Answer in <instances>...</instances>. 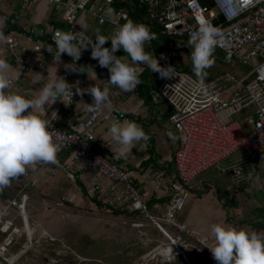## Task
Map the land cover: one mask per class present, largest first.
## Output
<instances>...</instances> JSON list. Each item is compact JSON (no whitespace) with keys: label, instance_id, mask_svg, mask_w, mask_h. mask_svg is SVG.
<instances>
[{"label":"built area","instance_id":"built-area-1","mask_svg":"<svg viewBox=\"0 0 264 264\" xmlns=\"http://www.w3.org/2000/svg\"><path fill=\"white\" fill-rule=\"evenodd\" d=\"M7 1L18 2V15L45 3L53 8L60 22L68 25L64 30L50 25L42 33H37L33 26L19 32L0 31V58L15 64L22 74L34 69L45 70L44 56L53 57L57 52L52 40L55 32H73L79 36L84 18L104 30L99 34L109 38L129 19L146 25L153 34L156 28L163 36L161 40L156 37L146 43L144 50L154 56L153 43L159 42L165 55L159 62L161 67L171 65L177 72L172 79H162L159 73H152L158 79L154 90L169 109L163 126L168 125L177 134L178 145L172 154L174 174L166 180V186L162 184L167 187L168 198L152 204L157 212H151L144 193L135 184L134 170L121 164V156L113 148L115 143L111 136L105 138L97 134L104 123L132 119L122 105L129 92L110 83L109 70L91 58V46L82 50L78 61H73L67 54L61 56L66 58V66H84L85 72H72L65 67L56 74L73 85L72 100L65 99L63 103L71 125L60 124L57 117H53L48 130L60 147L56 162L40 163L36 167L47 171L60 167L65 175L78 179L83 194L96 199L107 212H128L134 227H142L147 221L156 227L164 239L139 257L141 261L137 264H166L176 259L181 264H189L188 249L202 256L207 264H216L207 248L211 245L206 237L179 221L177 214L194 190L196 178L210 168L228 174L237 185L260 172L264 186V166L260 163V158L264 157V0H132L133 4L129 0ZM108 7L115 10L110 19L105 16ZM135 10L143 12V19L134 17ZM200 22L210 23L217 29L215 48L222 50L223 61L242 63L250 67L247 72H220L204 79L203 89L198 87L197 77L183 66L192 64L188 40ZM84 34L93 37L95 42L96 34L85 28ZM21 41L30 45L24 55H20ZM104 47L110 49L111 42H106ZM115 54L130 62L122 49ZM139 67L141 76L148 66ZM89 75L94 76L92 80L88 79ZM9 80L6 91L12 93L14 83ZM77 81L81 89L108 88L111 109L105 105L99 114L74 111L75 99L81 96L75 92ZM134 92L138 93V86ZM83 96L92 98L88 93ZM90 102L92 104L93 100ZM245 113L248 114L246 117ZM239 151L244 155L242 158L224 164ZM28 173L13 179L17 187L13 195L0 198V264H13L21 255L22 249L11 251L21 237L26 242V249L36 244L34 232L35 226L39 225L30 221L26 212L29 200L26 189L31 184ZM197 185L198 189L203 188L202 181ZM244 191L253 192L247 184ZM64 200H59L58 205ZM14 218L19 220L20 226L15 224ZM77 257L81 259V256Z\"/></svg>","mask_w":264,"mask_h":264},{"label":"clouds","instance_id":"clouds-1","mask_svg":"<svg viewBox=\"0 0 264 264\" xmlns=\"http://www.w3.org/2000/svg\"><path fill=\"white\" fill-rule=\"evenodd\" d=\"M114 14L113 8H106V17L110 19ZM5 23L6 18L0 17V27ZM81 27L79 36L73 32H55L52 37L57 49L53 56L54 63L60 62L62 54L78 61L82 50L91 46V58L97 60L100 67L109 70L110 83L125 93L134 92L142 84L141 65H147L152 72L159 73L162 79L177 76L173 66L161 67L155 55L145 52L144 45L156 38L146 25L129 19L118 26L110 38L97 32L94 36L95 42L93 37L84 34V26ZM217 37V29L207 22H200L198 29L190 33L188 46L192 49L193 73L201 89L205 87V70L214 63L212 57ZM108 41L111 42L110 49L104 47ZM121 49L130 57V62L115 54ZM9 67L5 59H0V189L9 186L12 179L25 174L27 169L34 170L37 164L56 162L60 147L48 130L49 122L37 115L35 110L45 112L46 105L51 106L58 100L64 103L65 99L72 100L73 96V85L56 74L33 99L8 93ZM65 67L72 72H85L84 66ZM75 92L81 96L85 93L92 96V104L84 103L89 113L99 114L105 105L109 109L112 107L108 88L91 86L81 89L77 81ZM109 134L112 141L119 146L118 155L121 157H125L136 143L143 141L146 146L150 139L140 125L130 120L114 121L109 128ZM210 232L214 244L207 248L216 264H264V230L250 231L243 227L213 223Z\"/></svg>","mask_w":264,"mask_h":264},{"label":"crops","instance_id":"crops-1","mask_svg":"<svg viewBox=\"0 0 264 264\" xmlns=\"http://www.w3.org/2000/svg\"><path fill=\"white\" fill-rule=\"evenodd\" d=\"M43 9L44 5L42 3L39 4L36 9L24 11L22 15H18L17 11H15V17L12 13H5L1 17L6 18V23L0 27V30L7 29V32H19L33 26L37 33H42L48 26H56L53 19H51L50 16L47 17V11H44ZM90 22L91 23L88 27H84L85 29L92 34H96L97 32L100 33L101 31L104 32V30L95 25L91 20ZM95 26L97 28H94ZM21 45L20 55H24L29 51L30 45L26 44L24 41H21ZM44 60L46 64L45 70L34 69L25 74L19 73L18 67L12 62H8L10 67L7 74L9 79L14 83V88L12 90L13 94H19L27 99H33L39 94V90L44 87L48 81L55 76V74L65 69L66 58L64 57H61V60L58 63H54L53 57L44 56ZM93 77V75H89L88 79L92 80ZM157 98L160 99L159 97ZM157 98L151 99L147 104L143 102L138 93L131 92L125 96L122 101L123 107L127 110V115L132 121L140 125L144 132L150 137L146 146L143 141L136 143L125 157H121V164L124 167L132 168L134 170V182L144 193V198L147 200V203L151 208L154 202H164L168 198L169 192L167 187H162V184L166 186V180L174 174L172 154L175 147L178 145L177 134L168 125L163 126L165 121L164 118L169 109L161 99L156 102ZM92 100L93 98H88L87 96H78L73 104L74 111L86 113L87 109L85 108L84 103L90 104V101ZM145 104L147 105L146 108H144ZM30 110L31 109H29V111ZM35 113L48 122L53 121V117L56 116L60 124L66 126L71 125L68 111L64 107L63 102L59 100L51 106L46 105L45 112L36 109ZM156 115L160 116L156 117ZM110 126V123H104L97 130V134L107 138L110 136ZM113 148L118 152L119 146L117 144H115ZM232 156L227 158L224 161V164H230L233 161L235 162L244 155L239 153L238 157ZM260 163L264 166V157L260 158ZM26 171L29 172L28 179L30 178L31 181L30 186L26 189L29 193V197L31 194H38L41 200L50 202V196L54 198L55 195H58L59 197L54 199L53 202L56 206H64V204L74 203L75 201L80 200L79 197L81 198L82 195L84 197L83 199H86L88 204L99 203L96 199L85 196L80 189V181L69 175H65L60 167L53 171L38 169L37 167H35L34 170L29 168ZM200 181L203 182V188L201 190L198 189L197 185ZM230 181V177L220 174L216 168H210L199 175L193 183L194 190L190 193L196 195V198H194V204L196 205V210H194L195 216L192 215L191 210L187 216L184 215V213L181 214V221H184L190 229L200 234L207 232L211 235V223L215 218L219 219L217 192L221 193L223 191L225 195L221 196L222 203L225 204L228 200L232 203L231 205L233 206L235 217L242 216L243 211L252 213L250 219L247 216L248 219L245 221L247 223L244 224L248 225L251 230H264V217L255 214L256 208L259 207L257 205L258 202L254 197L256 194H259L260 191L264 190L262 187V180L260 178H255L251 181V185L253 186L251 187L253 191L251 194L244 191V185H250L249 181L241 182L240 185L234 184L232 181L230 183ZM16 188L17 187L12 179L9 186L0 189V198L13 195ZM35 190H39V192L37 193ZM240 194H244L248 197L246 201L250 202V205L246 203L244 197H240ZM62 198H65L66 200L63 201L62 205H58L59 200ZM83 199L81 198V202H83ZM151 212L156 213L157 210L152 208ZM108 213H115L117 214L116 216L127 215L128 218L131 216L128 212H119L116 210ZM12 215L13 213H10V216ZM190 261H192L193 264H207V261L199 254L196 255V258H191Z\"/></svg>","mask_w":264,"mask_h":264},{"label":"rangeland","instance_id":"rangeland-1","mask_svg":"<svg viewBox=\"0 0 264 264\" xmlns=\"http://www.w3.org/2000/svg\"><path fill=\"white\" fill-rule=\"evenodd\" d=\"M129 2L133 4L132 0H129ZM43 5V10L47 11V17L50 16L56 27L64 30L68 25L58 20L59 18L54 15L52 7H47L45 3ZM17 7V1L13 3L7 0H0V17L5 13H12L15 17V9ZM22 14L23 12L20 13V15ZM81 23V26L88 27L91 22L88 18H84ZM94 28L97 27L95 26ZM213 55L214 63L205 70L203 80L220 72H247L250 68L237 61L225 63L223 61L224 54L219 48H214ZM149 96L150 99L158 97L154 89ZM159 100L157 98L156 102ZM146 107L147 105L145 104L144 108ZM247 115L245 113V117ZM235 118H239V115H235ZM245 129L247 130L246 127ZM239 153L240 151L232 157H238ZM220 174L229 177L228 174ZM255 178L262 180L261 173L258 172L249 181L251 187H253L251 181ZM262 187L264 189L263 185ZM35 191L39 192V190ZM217 194L219 219L215 218L211 225L219 223L225 226L243 227L251 231V228L244 223H247L245 221L251 218L252 213L243 211L242 216L235 217L232 203L229 200L225 204L222 203L221 196H224L225 193L222 191L221 193L217 192ZM259 194H254L259 207L256 208L255 214L264 217V190L260 191ZM189 195L185 206L177 214L179 221H181V214L184 213L187 216L191 210L192 215L195 216L196 205L194 204V198H196V195L194 193ZM58 197V195H55L54 198L50 196V202H47L41 200L38 194H31L27 202L26 212L30 221L39 225L38 227L35 226L34 232V239L37 245L35 244L33 247L26 249V242L21 237L11 251L17 252L20 249L24 251L13 261V264H49V262L50 264H137L141 261L139 257L143 253L151 251L159 241L164 239L160 231L149 224L148 221L146 222L148 223L147 225L133 227L127 215L116 216L117 214L115 213L109 214L100 203L88 204L86 199H83V195L81 197L83 202H81L79 197L80 200L71 204H64V206L53 204L54 199ZM240 197H244L245 201L248 199L244 194H240ZM246 203L250 205V202L246 201ZM14 220L15 224L20 226L19 220L17 218H14ZM203 234L208 243L213 246L214 240L212 236L207 232ZM77 255L81 256L82 260ZM196 255L197 253L193 250H187L189 261L191 258H196ZM188 263L193 264L192 261ZM166 264H181V261L176 259Z\"/></svg>","mask_w":264,"mask_h":264},{"label":"trees","instance_id":"trees-1","mask_svg":"<svg viewBox=\"0 0 264 264\" xmlns=\"http://www.w3.org/2000/svg\"><path fill=\"white\" fill-rule=\"evenodd\" d=\"M117 4H119V3L117 2ZM133 15H134V17H136L138 19H143V12L142 11H136L135 10L133 12ZM0 31L7 32V29L6 30H0ZM154 35H155V37H157L160 40L163 38V36L158 33V31H157L156 28H154ZM153 48L155 50V57L160 62L162 60L161 59L162 56H163V59L165 58V55L163 53V47H162V45H160L159 42H154L153 43ZM183 69L186 70V71H189V72L193 73V65L192 64L183 66ZM140 79L142 81V84L138 85V94L142 98L143 102H145V103L148 104L150 102V100H151L150 99V96H149L150 95V92L153 89H155L156 84L158 82V79L152 73V71L149 68H147L146 69V72L143 73L140 76Z\"/></svg>","mask_w":264,"mask_h":264}]
</instances>
